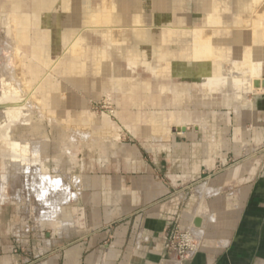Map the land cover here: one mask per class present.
Returning a JSON list of instances; mask_svg holds the SVG:
<instances>
[{
    "label": "crops",
    "instance_id": "1",
    "mask_svg": "<svg viewBox=\"0 0 264 264\" xmlns=\"http://www.w3.org/2000/svg\"><path fill=\"white\" fill-rule=\"evenodd\" d=\"M0 25L1 42L10 50L0 65V89L8 91V82L26 89L41 115L47 106L61 105L63 84L92 97L109 93L117 106L113 115L132 138L96 144L93 137L121 135H112L109 121L93 125V115L82 114L84 133L68 130V150L56 144L59 152L53 155L59 157L50 171L41 167L44 150L32 141L40 155L33 166L70 187L63 214L74 201L72 206L79 203L90 219L83 241L48 264H264V176L254 192L251 164L209 179L222 156L237 155L243 142L264 140V5L256 8L251 0H0ZM10 59H17L16 74ZM140 72L152 79H142ZM255 80L258 88L252 86ZM195 97L201 98L198 104L228 109L191 114ZM5 99L12 105V96ZM142 120L149 124L147 135L138 127ZM10 128L12 139L29 144L25 137H13L14 123ZM56 129L58 139L65 138L60 126ZM78 134L92 138L83 141L88 147L80 159ZM78 164L81 173L75 176L82 190L75 194L77 178L71 172ZM66 167L73 175L68 182L59 175ZM224 183L242 185L244 192L238 197L239 225L219 229L238 214L217 208L227 196L237 198L218 194ZM197 185L200 192L190 194ZM176 225L203 232L201 250L190 260L179 261L165 250V235Z\"/></svg>",
    "mask_w": 264,
    "mask_h": 264
},
{
    "label": "rangeland",
    "instance_id": "2",
    "mask_svg": "<svg viewBox=\"0 0 264 264\" xmlns=\"http://www.w3.org/2000/svg\"><path fill=\"white\" fill-rule=\"evenodd\" d=\"M262 1L264 0H261V2L259 0V2L254 4V7L259 8L263 6L264 4H261L263 3ZM191 5L189 12L194 14L196 13V7L194 4ZM252 11L254 12L255 9ZM4 33V27L0 25V65H4L6 60H8V51H10L7 47L4 49L5 46L3 42H1V40L4 39ZM15 52L16 51H13V53ZM9 63L10 65L12 63L10 68L13 70L14 74H16L18 70L17 59H10ZM14 76H12V78L15 82L16 79ZM140 77L142 79H152L149 74L143 72H140ZM154 83L155 82H152V84ZM8 84V91L0 89V117L2 118L3 115L2 120H0V196L3 200H0V264H48L50 259L65 257L66 253L69 251V247L83 241L90 231V228H85L86 222L89 223L90 219L86 216L84 207L80 206L79 203L77 206H72L74 201L65 207L63 214V205L67 202L65 200L68 196H71L70 187L65 184L61 178L43 173L36 165L33 166L34 163L36 164L39 161L40 155L35 148L36 144L32 141H38L41 147L40 150H44L43 154L41 152V156H43L41 167L45 171H50L49 169L54 167L52 160L55 156V158L59 157V153L58 155H53V151L59 152V149H57L58 147H61L60 150L63 152H67L68 150V130H78L79 134L81 132L84 133L85 124L78 120L82 114L89 113L93 115V119L95 120L93 125H97L99 122L101 124L103 120L109 121L113 128L110 129V131L112 130V135L117 131L118 134L121 135L119 138L114 136L109 138L93 137V141H95L96 144L103 141L123 143L128 142V140L132 138L126 131L127 129L123 127L113 115L115 110H117V106L114 104L112 98H110L109 93H97L92 97L63 84V91L60 92L59 95L61 98V105L56 107L47 106L45 108L47 110L46 113L41 115L39 114L38 106L33 103V100H30V96L26 89H15L13 82H8ZM194 94L196 95L197 92ZM6 95L9 98L12 96V100L14 101L12 105H5L3 103L5 102ZM198 95L200 96V94ZM199 100L201 101V98L195 97L192 99L193 104L188 107L191 114L206 115L211 114L212 111L224 112L228 109V106L223 104H216L215 106L198 104ZM70 101H73V103ZM10 102L11 101L8 100L9 104ZM81 102L83 106L79 104ZM19 105L22 106L19 107ZM144 108L146 107H141L142 112ZM23 110L27 111V117H25V119L21 118L22 120L15 123V120L23 115ZM13 123V137H25L31 140L29 144L24 145L26 141H16L11 138L9 129H11L10 127ZM24 123H27L28 126L22 125ZM36 125L38 130L32 132L31 128H33V126L36 127ZM58 126H60V130L65 134V138L58 139L56 136V128ZM35 127L33 129H35ZM138 127L147 135L149 131L148 122L142 120L138 123ZM106 129L109 130V128ZM78 139L82 141V143H78L77 148L81 150V152L78 153V159H80L84 154L85 147H88L83 141L89 140L91 142L92 138L89 137L85 139L80 136ZM16 142L19 143L15 145L14 143ZM56 144L57 148L54 149ZM62 157L60 161L66 162L67 156ZM245 164H251L254 192L256 190V184L264 176V140L256 141L253 139L252 141L243 142L237 155L222 156L218 163H216L217 168L210 175L211 177L209 179L227 174L235 168L242 167ZM8 165H11L10 168ZM78 166L79 164L77 165V171L74 172L73 170L71 172L74 177L81 173ZM60 171L61 173H59V175L67 182L70 177L73 176L70 175L67 167ZM11 174H14L12 178L10 177ZM28 179H30V182ZM198 188L199 185L191 187L189 191L190 194L198 193ZM243 189L244 187L242 185L237 184L234 186L232 184H223L222 192L218 194H236L237 198H234V196L229 198L227 196L225 202L216 204L217 208L222 205V207L226 206L229 209L231 208L232 211L237 209L238 214L230 223L227 222L217 225L219 229L223 228L224 224L228 226L239 225L241 211L238 209V206L241 205V202L238 197L244 192ZM73 190L75 194L80 193L82 190L79 177L73 184ZM4 192L8 197L5 201ZM54 194H57V196L55 195L54 197ZM186 204L188 203L183 202V206ZM70 206L76 207L77 211L75 209L70 210ZM51 208L52 210H50ZM55 217L56 219H54ZM64 219L66 221H64ZM64 227L65 229H63ZM74 229L75 232L73 231ZM212 232L213 230H210L208 233L210 238L213 236ZM10 248H12V250Z\"/></svg>",
    "mask_w": 264,
    "mask_h": 264
},
{
    "label": "built area",
    "instance_id": "3",
    "mask_svg": "<svg viewBox=\"0 0 264 264\" xmlns=\"http://www.w3.org/2000/svg\"><path fill=\"white\" fill-rule=\"evenodd\" d=\"M165 250L179 261L192 259L202 247L203 232L194 227L174 226L165 235Z\"/></svg>",
    "mask_w": 264,
    "mask_h": 264
},
{
    "label": "bare ground",
    "instance_id": "4",
    "mask_svg": "<svg viewBox=\"0 0 264 264\" xmlns=\"http://www.w3.org/2000/svg\"><path fill=\"white\" fill-rule=\"evenodd\" d=\"M257 2H259V0H251V4H253V5H254L255 3H257ZM260 2H261V0H260ZM262 2H264V1H262ZM249 5H250V4H249ZM242 17H243V19H245L246 17L248 18L249 16L243 15ZM249 66H250V65H249ZM4 67H5V66H4ZM4 67H3V68H4ZM3 70H5V69H3ZM3 70H2V71H3ZM8 71H9V70H8ZM8 71H7V73H9ZM5 72H6V71H5ZM237 72H238V71H237ZM248 72H249V71H248ZM239 73H240V72H239ZM9 76H10V75H9ZM237 76H238V75H237ZM5 77H6V76H5ZM234 77H235V76H234ZM15 78H16V77H15ZM248 79H249V78H248ZM18 80H19V79H17V81H18ZM5 82H6V81H5ZM248 82H249V81H248ZM246 83H247V82H246ZM18 84H19V81H18ZM240 84H241V83H240ZM6 85H7V84H6ZM252 86H253V88H258V87L260 86L259 81H256V80L253 81ZM20 87H21V86H20ZM5 97H6V96H5ZM29 98H30V97H29ZM5 100H6V99H5ZM10 100H12V99H10ZM26 100H27V99H26ZM13 102H14V101H13ZM13 102H12V103H13ZM22 102H23V101H22ZM22 104H23V103H22ZM8 105H9V103H8ZM14 106H15V105H14ZM21 106H22V105H21ZM21 106L19 105V107H21ZM0 116H1V115H0ZM20 116H21V115H20ZM0 118H1V117H0ZM2 118H3V115H2ZM2 118H1L0 120H2ZM12 121H13V120H12ZM3 122H4V119H3ZM6 131H7V130H6ZM1 139H2V138H1ZM3 139H4V138H3ZM4 140H6V139H4ZM11 140H12V139H11ZM11 140H10V141H11ZM11 142H12V141H11ZM11 142H10V143H11ZM13 142H14V141H13ZM5 143H6V142H5ZM18 143H19V142H18ZM18 143L16 142V143H14V144L16 145V144H18ZM21 144H22V143H21ZM24 145H27V144H24ZM37 152H38V151H37ZM7 164H8V163H7ZM12 164H14V163H12ZM8 166H9V168H10L11 165H8ZM15 169H16V168H15ZM30 169H31V168H30ZM32 169H33V168H32ZM11 170H12V169H11ZM13 170H14V169H13ZM31 171H32V170H31ZM13 172H14V171H13ZM38 174H39V173H38ZM41 175H42V174H41ZM45 176H46V175H45ZM48 176H49V175H48ZM8 178H9V177H8ZM8 178H7V182H8ZM49 179H50V178H49ZM52 179H53V178H52ZM54 179H55V178H54ZM28 180H29V182H30V179H28ZM7 182H6V183H7ZM61 182H62V180H61ZM5 185H6V184H5ZM62 185H63V183H62ZM62 185H61V186H62ZM27 186H28V185H27ZM31 187H32V184H31ZM47 191H48V190H47ZM60 191H62V190H60ZM60 191H58V192H60ZM58 192H55V193H58ZM68 192H69V191H68ZM58 194H59V193H58ZM55 195L57 196V194H54V197H55ZM58 196H60V195H58ZM47 197H49V196H47ZM44 199H45V198H44ZM57 199H58V198H57ZM53 200H54V199H53ZM55 201H57V200H55ZM59 202H60V201H59ZM52 204H53V203H52ZM44 208H45V207H44ZM42 210H43V208H42ZM47 210H48V209H47ZM50 210H52V208H51ZM54 216H55V215H54Z\"/></svg>",
    "mask_w": 264,
    "mask_h": 264
},
{
    "label": "water",
    "instance_id": "5",
    "mask_svg": "<svg viewBox=\"0 0 264 264\" xmlns=\"http://www.w3.org/2000/svg\"><path fill=\"white\" fill-rule=\"evenodd\" d=\"M195 224L198 225V221H195Z\"/></svg>",
    "mask_w": 264,
    "mask_h": 264
}]
</instances>
